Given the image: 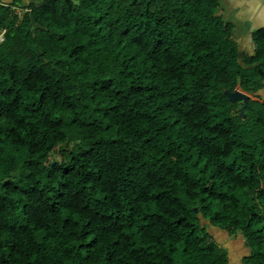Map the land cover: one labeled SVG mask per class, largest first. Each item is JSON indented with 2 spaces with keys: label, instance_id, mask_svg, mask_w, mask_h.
<instances>
[{
  "label": "trees",
  "instance_id": "obj_1",
  "mask_svg": "<svg viewBox=\"0 0 264 264\" xmlns=\"http://www.w3.org/2000/svg\"><path fill=\"white\" fill-rule=\"evenodd\" d=\"M219 6L0 0V264H227L209 225L264 264V100L223 93L264 27L241 54Z\"/></svg>",
  "mask_w": 264,
  "mask_h": 264
},
{
  "label": "crops",
  "instance_id": "obj_2",
  "mask_svg": "<svg viewBox=\"0 0 264 264\" xmlns=\"http://www.w3.org/2000/svg\"><path fill=\"white\" fill-rule=\"evenodd\" d=\"M2 1H16L18 6H22L33 0ZM218 14L225 22H230L233 25V34L237 40L240 53L252 54L254 51V44L251 39L252 31L264 27V0H220ZM249 95L250 99L264 100V86L257 91V97ZM208 231L218 245L226 249L227 264H244L243 259L249 254V250L240 232L233 233L211 225L208 226Z\"/></svg>",
  "mask_w": 264,
  "mask_h": 264
},
{
  "label": "water",
  "instance_id": "obj_3",
  "mask_svg": "<svg viewBox=\"0 0 264 264\" xmlns=\"http://www.w3.org/2000/svg\"><path fill=\"white\" fill-rule=\"evenodd\" d=\"M231 102L240 101L241 105L239 107V112L241 115H244V109L248 104V101L250 99V95L240 89H235L234 91H224L223 92Z\"/></svg>",
  "mask_w": 264,
  "mask_h": 264
},
{
  "label": "rangeland",
  "instance_id": "obj_4",
  "mask_svg": "<svg viewBox=\"0 0 264 264\" xmlns=\"http://www.w3.org/2000/svg\"><path fill=\"white\" fill-rule=\"evenodd\" d=\"M33 1H39V0H33ZM237 89H240L239 87H237ZM241 90V89H240ZM58 148V146H57ZM194 211H196V214L198 213L197 209H195ZM199 216V214H197ZM204 222V221H203Z\"/></svg>",
  "mask_w": 264,
  "mask_h": 264
},
{
  "label": "built area",
  "instance_id": "obj_5",
  "mask_svg": "<svg viewBox=\"0 0 264 264\" xmlns=\"http://www.w3.org/2000/svg\"><path fill=\"white\" fill-rule=\"evenodd\" d=\"M3 33H4V30H2V31L0 32V40H2V35H3Z\"/></svg>",
  "mask_w": 264,
  "mask_h": 264
}]
</instances>
